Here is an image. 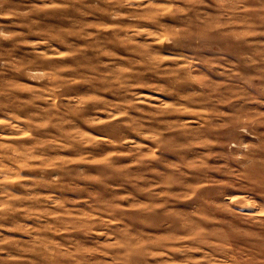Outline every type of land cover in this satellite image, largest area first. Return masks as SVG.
Here are the masks:
<instances>
[{"label": "rangeland", "instance_id": "1", "mask_svg": "<svg viewBox=\"0 0 264 264\" xmlns=\"http://www.w3.org/2000/svg\"><path fill=\"white\" fill-rule=\"evenodd\" d=\"M0 264H264V0H0Z\"/></svg>", "mask_w": 264, "mask_h": 264}, {"label": "clouds", "instance_id": "2", "mask_svg": "<svg viewBox=\"0 0 264 264\" xmlns=\"http://www.w3.org/2000/svg\"><path fill=\"white\" fill-rule=\"evenodd\" d=\"M185 2L189 5H195L196 3H202L203 0H185ZM244 131L246 132L247 130L244 129Z\"/></svg>", "mask_w": 264, "mask_h": 264}]
</instances>
